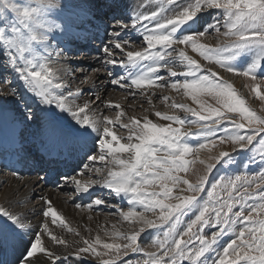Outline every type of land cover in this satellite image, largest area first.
<instances>
[{
    "label": "snow or ice",
    "instance_id": "snow-or-ice-1",
    "mask_svg": "<svg viewBox=\"0 0 264 264\" xmlns=\"http://www.w3.org/2000/svg\"><path fill=\"white\" fill-rule=\"evenodd\" d=\"M154 3L156 10L134 12L130 23L115 21L101 55L95 57L100 67L93 68L89 75L84 67L73 69L68 65L70 56L62 46V38L56 35L57 32L67 34L53 15L58 7L56 0H23L22 3L0 0V21H3L0 57L10 68L14 65L12 70L23 82L32 102L25 101L10 87L11 81L5 79L9 87L7 91L0 87V95L17 96L26 111L16 122L20 132L14 128L6 141L0 138V148L10 150L16 158L13 162L19 163L23 159L26 133L41 157L55 159L64 153L83 152L86 157L81 159L83 169L78 172V165L71 175H61L60 191L68 189L65 194L74 202L80 193H89L93 186L109 189L115 197L127 198L130 206L127 211L109 205L103 198L92 200L87 209L100 205L115 207L120 217L138 226L128 234L113 225V232L104 233L112 242H106L99 235L85 238L69 227L51 196L40 195L38 204L33 206L31 214L39 217L35 226L28 210L21 208L19 202L16 206L0 203V264H9V255L15 257L14 264H64L69 257L77 261L97 258L98 264H182L184 261L188 264H239L240 261L264 264V115L251 107L226 75L250 80L242 87L264 103V52L243 69H237L232 63L245 49L264 48V0H154ZM212 9L220 13L213 19L215 22L202 31L196 30L193 25L198 23L200 15ZM129 28L142 40L123 38L121 30ZM213 30L217 37H223L215 47L199 42ZM132 45L140 50L126 51V46L131 49ZM189 48L191 53L198 54L197 58L189 54ZM121 54L122 58L118 59ZM204 61L208 62L207 67ZM117 66L126 71L129 66H136L140 71L114 76L113 69ZM101 71L107 74L112 85L121 89L143 90L146 85L169 87L177 92L182 90L194 103H199L195 93L201 92L214 99L218 106L200 103L195 108L173 102L170 107L181 110L183 117L155 112L161 120L180 127L153 123L148 116L142 122L131 117L128 123H121L123 112L115 120L106 115L101 120L95 107L97 102H104L96 90ZM77 79L79 84L75 83ZM152 102L150 95L148 103ZM52 108L66 112L72 126L65 127L56 120L50 113ZM116 124L127 129L126 142H121L125 139L123 135L113 131ZM257 137L261 146L259 158L250 155L245 162V166L261 165L256 174L244 172L210 180L215 167L232 152L254 153ZM189 138L198 142L190 145ZM217 141L221 145L230 144L232 151L220 150L213 154ZM203 151L208 152L207 162L201 159ZM106 157L104 167L94 168L89 163L104 162ZM197 161L204 166V172L191 182L187 174ZM85 172H94L97 178L80 179ZM11 174L16 177L19 172L13 167ZM39 183L37 180L33 187ZM146 188L152 190L145 191ZM198 200L202 202L197 204V214L186 224L182 223L186 210ZM49 218L51 223L59 221L73 233V240L70 242L55 234ZM206 226L219 230L207 235ZM146 229L159 230L154 241L156 251H144L138 244ZM226 233L235 238L222 247L219 240ZM53 244L63 246L66 251L57 254L50 247ZM139 253H143V258H131Z\"/></svg>",
    "mask_w": 264,
    "mask_h": 264
},
{
    "label": "rangeland",
    "instance_id": "rangeland-1",
    "mask_svg": "<svg viewBox=\"0 0 264 264\" xmlns=\"http://www.w3.org/2000/svg\"><path fill=\"white\" fill-rule=\"evenodd\" d=\"M106 1H108V0H88L89 4L87 6H83L82 9L80 8V9L76 10V11L82 13V14H77V17L81 15V17L83 19L82 20L83 23H81L80 20L77 23L76 21H78V19H76V20L70 19L71 21L76 22V23L72 22V23H74V24H72L73 27L77 26L79 29L85 27L84 29H88V31H92V33H90V32L84 33V37L82 39H79L78 41L74 42L75 44H72L71 46L68 47L69 49L66 50L68 52V55L70 56V59L68 61V65L71 68L76 69L79 67H84V68L88 69V74L91 73V70L93 68H99L100 67V65H98V64H100L99 61H97L96 63L93 64V60L95 59V57H98L99 55H101L100 50L104 47V41L107 40L109 33L112 31V28L114 27L115 21L122 20L126 23L127 22L130 23V20L133 17L132 15L134 14L133 12H136L138 14L141 11H148L150 13L152 10H156V7H157L154 3V0H144L142 3H140V0H131V2H129L131 5L125 6L127 8L128 14L126 16H124L123 19H121L119 15L117 17H115V13L117 11H120V10H118V7L121 4L117 2V3H115V5H113L112 9H109L110 6L108 8L104 6V5H106ZM118 1H120V0H118ZM149 1H150V5L148 4ZM17 2L22 3L23 0H17ZM56 3H57V0H56ZM108 3H109V1H108ZM146 3H147V6H145ZM57 5L60 6L59 4H57ZM141 5H144V6L141 7ZM61 7L63 8L62 4L57 9L60 10ZM83 9L85 11H82ZM105 9H106V11H104ZM55 10L53 11V14L56 13ZM111 11H115V13L111 12ZM131 11H133V12H131ZM58 12H61V11H58ZM219 15H220V13L215 9H212V10H209L208 12L202 13L200 15V17L198 18L199 26L197 28L196 27H194V28L196 30H201V31L204 30L206 25H208L211 22L214 23L215 21L213 19L215 17H218ZM55 19L58 23H60V20H58L56 17H55ZM106 23H107L108 27L104 25ZM101 25H103V26H101ZM0 26H3V21H0ZM88 26H89V28H88ZM222 30H223V28H221V31ZM105 32H106V35H104ZM87 34L91 37L86 36ZM121 36L123 38L142 40V37L137 36V32L131 28L121 30ZM218 39L223 40V37L222 36L217 37V34L213 30L211 32V34H209L205 37H202L199 42L205 43V44L212 46V47H215ZM62 40H63L62 43L69 42L68 38H64ZM144 47H147V45L145 44ZM0 50H2V44H0ZM127 50H140V49L136 48L135 45H132L131 49H129L128 46H126V51ZM189 52H191L190 48H189ZM262 52H264V48H259L256 46L245 49L242 55H240L237 59L232 61L233 66L236 67L237 69H243L247 66V64L250 62L251 59H253L255 56H259ZM193 54L196 57H198V54H195V53H193ZM117 58L118 59L122 58V54H121V56H118ZM200 59H202V58H200ZM203 63H204V66L207 67L206 65L208 62L204 61ZM12 68H14V65L12 66ZM12 68H10V66L7 65V61L3 57H0V87H2L4 89V91H7L9 85H5V79L10 80L11 81L10 87H13L14 89H16V91L19 93V95L21 97H23V99L25 101H27L29 104H31L32 103L31 100L28 99L29 93L25 90L23 82L20 79H18L17 74L12 70ZM127 71L128 72H125L123 70V68L119 69V66H117L115 69H113V75L119 76V75H125L127 73L128 74L129 73L135 74L136 72H138L140 70L129 66L127 68ZM76 75L80 79L83 78L80 73H76ZM101 75L105 76V82H104L105 87H108L111 90H114L113 91L114 94L111 95L112 98L115 99L117 96H120V94L123 95L120 98L122 100H118L116 98L115 100H113V102H111V105H107L103 109V111H102L103 116L106 115V116H109L110 119L115 120L117 114L120 112H123L124 115L120 117L121 123H128L131 117H137V113L138 114L141 113L142 115L146 114L147 112H145V108H143V106H146L149 109L150 113H152L154 115V118L150 119L153 121V123H161V124L171 123L173 127H180L179 125H177L173 122L161 120L160 117H157L155 115V112L159 111V112H163L166 114L175 113V114L183 117L184 113L181 110L172 109L170 107V105L173 102H176L177 104H187V105H189L191 107H195V108H199L200 103L205 104V106H218L214 99L210 98L208 95L201 93V92L195 93L196 96L198 97L199 103H194L192 101V99L190 98V96L183 95L184 93L182 90L180 92H177L175 90H172L169 87L159 88V87H155L154 85L153 86H147L146 85L145 89H143V90L140 89V91L137 88H136L137 89L136 90L135 87H133L131 89H127V88L121 89V88H119V86L112 85L110 83V78L107 76L106 73L101 71L100 73H98V76H101ZM68 78L70 79L71 77L69 76ZM240 78L242 79V85L244 83H250V80H248L247 78H244V77H240ZM98 79H100V78H98ZM173 79H182V78H173ZM77 82L79 83V81H77ZM129 83H130V81H129ZM242 85L239 88H237L236 86H234V87L237 88L238 92L245 95L247 102L251 105V107L253 109H255V111L258 114L264 115V103H262L259 100H256L254 98V94L249 95V90L247 88H243ZM132 89H135V90H132ZM142 91H143V94H141ZM102 92L103 91H100L101 95H102ZM150 95L152 96V101H153L152 104L148 103V97ZM165 96L168 97L169 99L164 100ZM181 96L187 97V99L189 101L185 100V102H184V100L182 99ZM9 97L13 99L12 103H9V100H8ZM1 101L3 103L0 104V109L6 108V109L18 110V112L23 117V113L26 111V107H25V104L17 96L0 95V102ZM120 101H125V103H127V106H123ZM10 104H12V105H10ZM32 107L36 108V105L32 104ZM50 113L54 118L56 117L55 118L56 120H58L59 122H62L64 124L63 119H65L67 117L65 113L58 112L55 108H52L50 110ZM0 115L6 116L5 112L3 114H0ZM6 118H7V116H6ZM189 119H192V117H189ZM10 123H11V121L9 120V118H7V123L4 121H0V133H2L4 130V133L7 136L6 140L10 136L9 131H13V129L15 127L19 128L18 125H15L14 127H10ZM28 123L32 128L35 127V125L32 124V122H28ZM113 129H114V132L118 136L123 135L125 137V139L122 141L126 142L127 129H122L120 127V124L114 125ZM195 130H196L195 128H192V131H195ZM16 131H17V133L20 132V131L18 132V130H16ZM258 140H259V137H257L256 141H254V147L256 149V151L254 153H249V150H240L237 152H232V154L229 157H225L213 170V173L211 174L210 180H214V179H217L220 177H230L232 175L243 174L244 172H247L249 174H256L258 172L259 168L261 167V165L256 164V163H249V164H247V166H245V162L248 161L250 155H255L257 159L259 158V154H260L259 150H260L261 146L259 145ZM197 142L198 141L193 140L191 138H189V141H188V143L190 145H194ZM25 145L26 146H32L33 145L31 138L29 136H27V134L24 136L23 146H25ZM224 147L230 148L229 152L232 151V147L230 144L226 143V144L221 145V144H219V141H217V147L215 149H213V153L217 149L224 148ZM250 147H252V146H250ZM32 148L34 149L36 147L33 145ZM0 154H1V152H0ZM188 159L191 160L192 157L189 156ZM107 160H108V157H106L104 162L96 161V162H89V163H93L94 168L95 167H104V165L107 163ZM1 165H2V162L0 160V167H1ZM200 165L201 164L198 161L191 165V170L187 174V178L191 182H195L198 179V176L203 174L204 166L202 167ZM82 166L84 167L83 164H82ZM0 174L7 175V174H11V172L6 173L3 168H0ZM105 174H106V171H105ZM23 175L24 176L34 175L35 176V174L26 175L23 173H19V175L16 177L21 179ZM39 176H41V175H36V177H39ZM89 176H91L92 179L97 178L95 176L94 172L92 174H88L85 172L84 174H82L80 176V178L84 181H87L89 179ZM62 187H63V184L59 181L58 183H56L51 188L53 190H55L56 192L62 193L63 195H61V196H64V195L68 196L65 194L66 192H68V189H65L64 192L60 191V188H62ZM206 187H210V185H206ZM151 190H152L151 188L145 189V191H151ZM98 191H99V189L96 190V193L93 196V198H95V196L97 194V198L98 197L103 198L104 200H106L108 202L109 205H117V206H119V208L122 211H127L129 209L130 206L128 205L127 201L122 204L120 202V200H118L119 198L115 197L114 194H110L109 189L107 190V189L102 188L99 191V194H98ZM204 195H206V194H204ZM84 200L85 199H83V198L76 199V201H78V202H85ZM29 202L31 203L32 201L29 200ZM200 202H202V201L198 200L197 202H194V204L192 206H190V209L186 210V215L183 217V220L181 221L182 223L185 222V224H186V222L188 220L194 218V215L197 214V212H198L197 204ZM99 210L100 211L102 210V211L99 213H95V214H98L101 218L103 217V214H107L110 218L120 220L119 213L116 212L115 207H107L105 205H102V207H99ZM237 210H239V209L238 208L234 209V211H237ZM128 226H133V223L128 222ZM180 230L183 231V226L181 227ZM217 230H219V229L206 226L205 227V234L210 235L211 232L217 231ZM158 231H159L158 229H149V230L146 229L145 232L141 235V237L138 238V244L140 245L141 248L144 249V251L152 252V251L157 250L156 246L154 244V241L157 239V237L159 235ZM127 233L130 234L131 232H127ZM234 238L235 237L231 236L230 234L228 235L226 233L225 235H223L220 238L219 244L222 247L226 246V244L229 243L231 241V239H234ZM111 242H112V240H111ZM116 242H121V241L117 240ZM222 247L219 249L220 251H222ZM100 250L103 251L102 248ZM253 254H255V253H253ZM212 255H214V254H212ZM128 258L129 257H125L124 259H128ZM131 258L132 259L143 258V253L131 255ZM104 259H109V257H104ZM88 262L91 264H98L97 258H92ZM182 264H188V262L184 261V262H182ZM239 264H245V262L240 261Z\"/></svg>",
    "mask_w": 264,
    "mask_h": 264
},
{
    "label": "bare ground",
    "instance_id": "bare-ground-1",
    "mask_svg": "<svg viewBox=\"0 0 264 264\" xmlns=\"http://www.w3.org/2000/svg\"><path fill=\"white\" fill-rule=\"evenodd\" d=\"M108 1H109V4L112 2L109 9H112L113 5H115V3H117V2L121 4L118 7V10H120V11H117L116 13H115V11H111V12L115 13V17H117L119 15L120 18L123 19V17L128 14L127 8L125 6H130L131 4L129 2H131V0H120V1L108 0ZM108 1H107V4H108ZM143 1L144 0H140V3H142ZM57 4H59L60 6L62 4L63 8L61 7V9L58 10L57 8L60 7V6H58L55 10L56 13L53 15L58 20H60V24H62V26L66 29L67 34L65 35L64 33L57 32L56 35L58 38H62V39L68 38L69 42L62 43V46L65 48V50H68L69 46H71L72 44H75L74 42H76L79 39H82L84 37V33H86V32L92 33V31H88V29H84L85 27L80 28V29L77 26L73 27L72 24H74V23H72V22H75V21H71V20L78 19V21H76L77 23L79 22V20L81 23H83L82 22L83 19H82L81 15L77 17V14H82V13H80L76 10H78L80 8L82 9L83 6H87L89 3H88V0H57ZM148 4L150 5V1ZM145 6H147V3L145 4ZM58 11H61L62 13L58 12ZM82 11H85V10L83 9ZM104 11H106V9ZM131 12H133V11H131ZM104 25L107 26V23ZM101 26H103V25H101ZM198 26H199L198 23L193 25V27H196V28ZM88 28H89V26H88ZM104 35H106V32L104 33ZM86 36H89V35L87 34ZM89 37H91V36H89ZM189 54L193 55L194 58H197L193 53L189 52ZM53 55H55V54L53 53ZM96 62H97V60L94 59L93 64ZM98 65H100V64H98ZM131 67H134V68L140 70L139 67H136V66H131ZM120 68L121 67H119V69ZM123 70L125 72H128L125 69H123ZM226 75L228 76L230 81L233 82L234 86H236L237 88H239L242 85V79L240 77L237 78L231 74H226ZM98 78H100V79H98ZM98 78L96 79V85H97L96 90L99 93H100V91H103L102 96H103L104 102L103 103L97 102L95 107H96V114H97L98 118L103 120V112H102L103 109L107 105H111V102H113V100H115L116 98L118 100H122L120 98L123 95L120 94V96H117L115 99L112 98L111 95L114 94V92H113L114 90H111L110 88L105 87V83H104L105 82V76L101 75V76H98ZM77 81H79V79H77L75 81L76 84H79ZM84 87L86 89L88 88L87 85H85ZM135 89H132V90H135ZM139 91H140V89H139ZM87 96H88V93L85 92V97H87ZM181 97L184 100V102H185V100L189 101L187 99V97H185V96H181ZM8 100H9V103L13 102V99L10 97L8 98ZM77 102H80V101H77ZM120 102L122 103L123 106H127V103H125V101H120ZM2 103L3 102L1 101L0 104H2ZM10 105H12V104H10ZM143 108H145V112H147V113L144 115H142L141 113L140 114L137 113L136 118L140 121H143L144 116H148L149 119H153L154 115L152 113H150L149 109L146 106H143ZM4 112L7 116V118H9V120L11 121L10 127H14L15 125H17L16 122L19 121L20 119H22V115L18 112V110L1 108L0 114H3ZM65 114L67 117L65 119H63L64 124L62 122H60V123L62 125H64L65 127H71L72 121L66 112H65ZM6 116L0 115V121H4L7 123ZM15 129L18 130V132L20 131V127L19 128L15 127ZM113 131H114V129H113ZM9 133L11 134L12 131H9ZM25 135L26 134H24V136ZM6 137L7 136L5 135L4 130H3V132L0 133V138H3L6 141ZM108 139H110V137ZM121 142H123V141H121ZM113 145L115 146V142H113ZM23 147L25 150L27 149V152H28L27 154L29 156L31 155V157L34 156V153L39 152L37 150V148L32 149V147H30V146H28V148H25V147H27L26 145ZM29 147H30V149H29ZM220 150L230 151V148H226V147L219 148L214 153L216 154ZM0 152H1L0 160H1L2 155L3 156L9 155V157H10L12 154L10 150L6 152L2 148L0 149ZM25 154L26 153L24 151L21 153V155H25ZM61 156L66 158V157H69L70 155L64 153ZM207 156H208L207 151L201 152V159H204L206 162H207ZM34 157L37 158L38 156H34ZM1 162H2V160H1ZM70 163H72V161H70ZM77 166L72 165L71 166L72 171H73V169L77 168ZM200 166L203 167V165H200ZM81 169H83V166H82V164H79V168H77V171L79 172ZM23 176L20 179L18 177H13L11 174H7V175L0 174V203H2L4 205L10 204L12 206H16L17 202H19V206L21 208L28 210L29 219H30L31 223L33 224V226H35L37 224V220L39 219L38 216H33L31 214L33 206L38 204V202H39L38 198L40 195H48V196H51V198L54 202V206L58 210L61 217L65 220V223L69 227L74 228L76 231L81 232V234L85 238L95 237L96 235H99L106 242H111L109 237L105 236L104 233H105V231H108L109 233L113 232L114 231L113 225L116 226V230H120V231H123L125 233L131 232L135 227H138V226H135L134 224H133V226H128V222H131V221H126L122 217H120V220H119V219L110 218L107 214H103V217L101 218L98 214H95V213H99L102 211V210L101 211L99 210V207H102V205L94 206L93 209L90 211L87 209L86 205L88 203H90L92 200H94L95 198H97V194H96L95 198H93V196L96 193V190L99 189V191H100L102 189L99 186H93L92 188H90L89 193H80L79 194L78 198L85 199L84 200L85 202L76 201V199H78V198H76L73 202L71 199H69V196H65V195L61 196V195H63L62 193L56 192L55 190H53L51 188L49 180L52 178V176L47 175L46 177H43L42 180L40 179L42 176H39V177H36V175L35 176L34 175L24 176V177ZM37 180H40V183L38 185H36L35 187H33L34 183ZM104 189H106V188H104ZM99 191H98V194H99ZM34 193H35V196L33 195ZM98 198H101V197H98ZM29 200H31L32 202L30 203ZM118 200H120V202L123 204L127 201V198L121 197ZM76 205H82L84 207L83 208L76 207ZM89 217H91V219H89ZM49 223H50L51 230L55 234L60 235L62 237H66L70 242L73 240V238H74L73 233H69L67 231V229H65L62 225L59 224V221H56V223L53 224V223H51V218H49ZM27 239H28V237L25 236L24 240L26 241ZM50 247L55 249L57 251V254H62L66 251V249L63 248V246H58V245L53 244V245H50ZM88 261L89 260L87 259V257H85L84 260H80V261H77L75 257H69V259L66 262H64V264H91ZM50 264H51V262H50Z\"/></svg>",
    "mask_w": 264,
    "mask_h": 264
}]
</instances>
